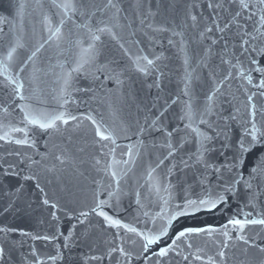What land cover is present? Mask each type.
<instances>
[{"label": "water", "instance_id": "95a60500", "mask_svg": "<svg viewBox=\"0 0 264 264\" xmlns=\"http://www.w3.org/2000/svg\"><path fill=\"white\" fill-rule=\"evenodd\" d=\"M81 2L89 5L88 15L78 11L66 17L53 0H0V61L16 47L7 64L23 82L26 97L20 100L11 87L5 88L0 76V135L26 127L30 142L15 144L24 138L20 132H10L8 140L0 141V229H5L0 232L4 249L0 264H208L209 257L217 264H264L260 251L264 227L249 226L241 233L229 225L231 240L222 235L230 218L245 219L251 213L250 218L257 219L264 213V173L250 176L264 158V139L244 154L242 164L232 167L239 141L251 140L245 129L254 121L264 132V97L240 77L248 67L246 60L232 67L240 55L232 34L226 52L219 32H205L213 16L208 0H112L115 8L108 0H75L78 8ZM61 19L65 20L61 38L49 40L48 28ZM84 24L88 27H79ZM105 25L111 33H96ZM88 28L100 40L93 42ZM90 43L95 45L94 60L73 71L82 48ZM33 52L36 55L29 60ZM144 57L153 63L149 65ZM67 73L71 80L64 91ZM229 73L231 78L225 80ZM252 75L257 83L259 74ZM216 88L219 91L214 93ZM253 93L254 118L247 99ZM25 104L50 113L65 112L77 120L67 125L58 122V130H42L23 121L20 109ZM88 117L108 129L115 144L101 141ZM189 123L212 136L206 144L205 159L212 166L207 170L195 163L199 144ZM214 168L221 172L214 175ZM202 176L208 177L210 186L200 184ZM240 177L226 204L174 220L168 235L147 253L136 234L111 226L90 211L98 201H106L103 211L108 216L138 232L159 235L166 223L162 217L176 204L204 197L209 187L222 191L225 183ZM245 180H250L251 190ZM81 211L89 212L87 218L79 215ZM185 228L217 231L186 236L166 257L155 255ZM241 234L248 244L236 239ZM113 247H123L131 259L119 251L109 255ZM219 251L225 256L219 257ZM196 255L202 259L196 260ZM53 256L57 259H49Z\"/></svg>", "mask_w": 264, "mask_h": 264}, {"label": "snow or ice", "instance_id": "6c2138e0", "mask_svg": "<svg viewBox=\"0 0 264 264\" xmlns=\"http://www.w3.org/2000/svg\"><path fill=\"white\" fill-rule=\"evenodd\" d=\"M109 5L113 8L116 7L115 4H112V0H108ZM53 4L56 8L61 9L64 16H69L70 14L80 12L81 15H88V7L89 5L87 3L81 2L79 4V8L77 7V4L75 3V0H61V2L57 3L56 0H53ZM207 8L212 10L213 16L210 17L212 26H206L205 32L211 33L214 30L219 32L220 39L224 41V48L227 52L228 50V34L231 33L232 37L236 40L237 44L234 45V47L238 46L240 49V55L235 56L237 60L236 65H232V67H240L244 64L245 60L247 61L248 67L246 70L240 71V77L243 80H246L249 85H252L258 90V94L261 97H264V64H261V61H264V0H208ZM192 21L194 24L197 22V17L195 15L191 16ZM221 21H223V24H221ZM243 21V22H242ZM65 20L61 19L59 22V25L55 27H49L48 31L50 33L48 39H60L62 36L61 28L64 25ZM100 23H104L101 21ZM49 24H51V21H49ZM79 27H88V25H79ZM233 29L235 31L233 32ZM89 33L91 34V40L93 42L100 40V36L96 33H104L109 32L111 33V29L105 25L104 27H97L96 33H93L91 28H88ZM203 36L204 33H201ZM47 42V41H46ZM171 43V41H169ZM213 43H216L214 40ZM18 47H23L22 44H17ZM40 47H43V45H40ZM121 47H123L121 45ZM36 51H39V48L36 49ZM16 52V47L10 48V50L7 53L6 59L4 61H0V76L4 78V81L6 83L4 84L5 88L11 87L12 93L15 96H18L20 100H26V97L22 94V90L24 88L23 82L19 79V76H13L10 71L7 64V61H11L13 59V54ZM95 45L94 43H90L88 48H82V55L80 56L79 60L77 61V67L73 69V71H80L85 64L91 63L95 56ZM36 55V52H33L31 56L28 57L29 60H31ZM235 55V53H233ZM259 56L261 59L258 60L256 57ZM241 57L244 59L242 60ZM143 59L147 60V57H144ZM224 63H231V61H222ZM147 63L151 65L153 63L152 60H147ZM259 65V66H258ZM140 71H145V69L140 68ZM20 71H23V68L20 69ZM258 73L259 74V80L257 83H254V78L252 73ZM232 76L231 73H229L227 76L224 77L225 80L230 79ZM70 80H71V73L66 74L65 79V89L67 90V87L70 86ZM216 91H219V88H216L214 90V93ZM247 91V89H246ZM213 93V95H214ZM256 95V93H253L247 97L248 101L250 102V106L252 109L251 115L254 118L256 115V104L252 103L253 97ZM209 100L213 99V96L208 97ZM67 103V101H64ZM21 112L24 113L23 121L26 122L27 125H33L38 126L42 130H49V129H55L58 130V122L67 125L70 120H77L76 116H72L70 114H67L65 112H56V113H50L46 111H40L37 109H33L31 105L25 104L21 107ZM7 109H5V112ZM208 112H211V108L207 109ZM92 121L95 127V135L99 137L101 141H111L113 144H115V139L113 137V134L108 131V129H102L100 125L97 124V122L92 119L91 117H88ZM189 120H191V117L189 116ZM200 123H206L204 120H201ZM187 127L191 130V132L195 133L197 138V143L199 144V147L197 148V151L195 153V163L201 164L207 170L208 168L212 167L205 159V153L209 151V149L206 147V144L209 143L212 140V136L207 135L205 132H202L199 128L192 127V124L189 123ZM10 132H20L24 134L23 139H16L14 142L17 145H29L30 142L27 138V130L25 128H16L13 127L10 129V131L5 132L3 135H0V141H6L9 139ZM246 135L251 137L250 141H246L245 139H241L239 141V147L237 150V154L233 157V160L236 162L232 165V167H236V164H242L245 153H249L254 145L259 142V139H264V132H260V130L257 128L256 123L253 121L251 123L250 129H245ZM170 135V134H169ZM168 147L171 149L172 145L169 144ZM114 152L115 149H112ZM173 153L172 151H169L168 155L171 156ZM19 155V153H17ZM128 155H131V152L129 151ZM59 159V158H58ZM97 164L100 163L99 160L96 161ZM123 163L127 164L128 161H123ZM162 164L163 161H160ZM185 167H189L187 161H183ZM221 172L220 168H214L213 174H219ZM262 173H264V158H261L260 162L257 164L256 167L252 169V172L250 173V176L258 177ZM239 176V174H237ZM111 176L115 179L117 177V173L115 171L111 172ZM217 179L221 180L222 177L217 175ZM242 177L239 179H233L231 183H225V186L223 187L222 191L219 192H213L210 190H206V194L202 198L198 199H188L185 198V202L183 204H176L175 208L166 216L162 217V219H165L166 223L161 226L159 235L151 234V233H144V232H138L135 227L129 226L127 224H121L119 220H115L112 217L108 216L103 211V206L106 203V201H98L95 205V207L91 208V212L95 213L96 215L103 217L104 221L108 222L111 226L115 227H123L128 232L136 234V236L140 237L143 243L141 244V248L144 253H147L150 250V246L156 244L162 236L168 235V228L171 227L172 222L179 217L190 215L194 212H199L202 209L211 211L213 209H216L219 205L226 204L228 202V193H231L234 191V187L236 184H239L241 182ZM118 183V181H117ZM207 183L209 186L211 185V181L208 180L207 176H202L200 180V184L204 185ZM246 187L251 190L252 184L250 180L244 181ZM159 191V188L156 189ZM167 191V189H165ZM253 199H255V196L253 195ZM45 204H48L49 201L45 200ZM168 201H165V204H167ZM52 207H57L55 204H52ZM191 210V212L189 211ZM81 217L87 218L89 215V212L87 211H81L79 214ZM247 217L245 219H239L236 217L230 218L223 226V232L222 235L226 238V240H231V235L228 231V226L231 225L235 229H237L239 232L243 233V231L248 228L249 226H261L264 227V213L260 214L261 218L253 219L251 217V213L246 214ZM5 231V229H0V232ZM217 229L213 228H185L181 231H179L175 238L172 239L171 244L161 247L155 255L159 257H166L170 251H175L178 245V241H182L183 238L190 235H198L201 233H212L216 232ZM39 237H34V239ZM44 240L51 239L48 236L43 237ZM236 239L239 241H243L245 244H248V239L243 235L236 236ZM189 248L192 247V244L189 243L187 245ZM227 242L224 243L223 247H227ZM119 251V253L128 258L131 259V254L127 252L123 247H119L118 249L113 247L110 249V253H115ZM261 252H264V248L260 249ZM4 252L3 248H0V257H2ZM179 254V253H177ZM219 257H224L225 252L219 251L217 253ZM51 260H56L57 257H49ZM92 259H97V257H92ZM185 260L188 259L187 256L184 257ZM196 260H201V256L196 255ZM208 264H217L216 260L212 257L208 258Z\"/></svg>", "mask_w": 264, "mask_h": 264}]
</instances>
